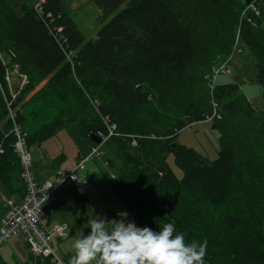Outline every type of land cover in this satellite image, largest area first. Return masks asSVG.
Here are the masks:
<instances>
[{"label": "trees", "instance_id": "16d2710c", "mask_svg": "<svg viewBox=\"0 0 264 264\" xmlns=\"http://www.w3.org/2000/svg\"><path fill=\"white\" fill-rule=\"evenodd\" d=\"M92 1L100 9L102 20L111 18L86 41L65 0H40L36 8L22 3L20 10H15L10 0H4L8 9L0 13L4 17L0 16V52L11 54L12 62L19 64L28 82L22 92L13 94L12 88L17 86L19 76H15L16 82L9 83L6 80L9 65L0 57V146L3 150L0 152V193H8L17 200L27 194L24 168L15 144L18 141L12 132L15 126H20L21 141L27 151L28 145L34 146L40 155L47 157L42 144L65 126L78 122L80 136L96 145L89 135H108L109 128L115 125L119 136L125 138L107 139H110L109 150H115V154H106L105 165L113 169L122 161L118 174L110 178V186L116 193L115 196L112 190L115 196L112 209L116 213L112 214L111 223L100 217L86 227L82 253L75 260L67 257L63 260L65 264H135L147 258L156 261L159 250L173 239L172 231L176 227L171 222L178 220L183 200L193 193L200 194L220 211L226 232L219 246L227 257V264H264V225L258 233L247 232L242 215L223 208L229 200V186L244 164L241 150L250 146L245 134L227 132L226 122L234 117L251 121L256 131L254 150L250 154H257L260 165L264 166V111L254 107L233 79L220 83L217 77L211 93L207 92L204 98L193 95L190 84L174 85L183 79L180 73L191 65L196 40L209 48L207 51L220 49L219 53L230 59L238 32L240 42L254 57L255 80L264 87V0ZM228 64L231 72H220L218 76L234 75V68ZM207 72L203 74V81H212V71L208 78ZM61 85L73 88L77 96L75 105L68 112L46 114L55 109L51 102L60 98L56 94L65 96ZM36 90L33 102L26 99L28 93ZM37 98L40 102L35 101ZM153 103L179 107L181 112L175 122L161 129L144 120L140 127L148 132H139L138 119L131 109ZM14 108L13 118L10 110ZM202 122L212 123V128L219 132L221 148L213 160L198 145L180 141L184 131H191ZM230 134L238 136L229 142ZM30 156L36 178L35 159L33 154ZM170 156L179 171L170 164ZM53 160L58 164L63 157ZM70 173L58 172L57 181L52 182L62 179L61 188L64 182L70 181L77 191ZM121 207L128 212L142 213L144 222L132 232L133 238L142 241L139 246L133 245L123 231ZM182 251L183 257H188L193 264H208L204 256L190 249ZM0 264L7 263L3 260ZM26 264L54 263L52 257L29 252Z\"/></svg>", "mask_w": 264, "mask_h": 264}, {"label": "rangeland", "instance_id": "374dc122", "mask_svg": "<svg viewBox=\"0 0 264 264\" xmlns=\"http://www.w3.org/2000/svg\"><path fill=\"white\" fill-rule=\"evenodd\" d=\"M7 2H9V0H7ZM39 2L40 0H10V4L15 10H20L22 3H26L29 7L36 8ZM65 4L68 6L74 21L83 32L86 41L95 36L101 27L111 18L102 20L100 9L92 0H65ZM7 9L8 8L5 6L4 0H0V13L6 12ZM184 10H188V8H184ZM0 16L4 18L1 14ZM195 44L196 53L192 57L191 65L186 67L180 73L184 75L183 79L175 81L174 85L190 84L192 85V94L197 97L204 98L207 96V92L211 93V85L213 84L211 80L206 78V80L203 81L204 72L209 70V72L205 74L208 78V74L211 71L223 68L224 64L228 62L235 70L234 75L228 76L221 74L218 76V81L221 83L231 82V79L235 80L240 84L239 91L248 97L254 107L264 111V87L255 80L257 69L253 59L254 57L252 56V52L249 48L240 42L238 32L236 33V38L232 45V53L229 55L230 59H225L227 56L224 57V54H220V49L215 50L213 48L207 51L209 48L203 45L200 40H196ZM0 57L3 59L5 64L9 65L8 71L11 78L6 76V80L9 83L16 82L14 78L15 76H19L17 86L12 88L13 94H19L28 82L27 75L22 72L19 64L12 62L14 58H11V54L8 56L6 52H0ZM235 68L238 69V73H236ZM43 84L44 83H42L38 88H40ZM47 88L48 87H46V89ZM60 88L64 91L65 96L61 97L56 94V96L60 98H56L54 102H51V106L56 107L46 114L51 115L63 113L64 110L68 112L70 107L75 105L77 96L72 90L73 88L66 85H61ZM37 91L38 90L28 93L26 95V99L33 102ZM43 91L48 90L44 89ZM61 99L63 102L60 101ZM15 100L16 98L13 97V102ZM35 101H39L38 98ZM95 105L97 106L96 102ZM15 110V108L10 110V116L13 118L15 117ZM180 112L181 109L179 107L174 109L171 107L159 106L157 103H153L152 105H138L131 109L132 115L136 116L138 119L137 129L139 132H148L140 127V124L143 123L142 121L144 120L151 125L155 124L159 126L161 129L175 122V118L180 114ZM226 123L228 124L226 125L227 132H239L241 134H245L246 138L249 140L250 146H248L245 151L241 150V158L244 161V164L243 166H240L237 175L229 186V200L223 208L230 213L242 215L247 232L258 233L260 231V227L264 225V212L258 213L259 210L263 211L264 209V166L260 165V158L257 157V154L254 156L250 154V150L253 151L255 146L253 135L256 129L250 124V120L239 117H234L232 119L229 118ZM72 124L73 125L71 126H77L78 122H74ZM71 126H65L64 128H70ZM58 128H60V126ZM19 130L20 126H15L12 130L18 143L23 138ZM24 131L27 136L28 132L25 129ZM111 132V138L114 137L122 139L124 137L119 136L114 129H111ZM237 136L238 134H230L227 139L231 142L236 139ZM55 137L56 136H53L50 139ZM133 137L136 136L133 135ZM109 140L106 142L104 140L99 145V149L103 155L102 157L94 158L97 162L95 170L89 167L86 168V161L82 160H78L73 168V170L76 171L81 170L80 172L83 173L82 177L84 180H86V177L88 176L99 187L100 185H98V183L100 182V179L97 176L98 174L101 172L105 173L106 179L104 178V183L110 184V178L112 175L115 176L118 174L119 167L122 165L121 161L119 164L115 165L113 169H111L107 165L103 164L106 154L112 156L115 154V150H109L110 144H107ZM180 141L190 146L197 147L198 145L201 149L200 151L209 160L216 158L218 150L221 148L219 142V132L213 129L212 123L209 122L196 124L193 127V130L184 131L180 136ZM16 143L17 142H15V144ZM28 147V153L33 154V158L35 159L34 171L36 175H38V173L43 170L45 157L40 155L41 153L38 151L37 147H30L29 145ZM39 148H41V145H39ZM238 149H241V147H238ZM256 149L259 152L257 147ZM41 151H43L42 148ZM93 151V149H90V152ZM261 153L259 155L262 156ZM169 160L170 164L174 166L177 171H179L174 165L173 156H170ZM76 171V178L72 180L83 182V180L76 174ZM52 180L57 181V178H53ZM89 184L90 183L87 181L85 192L91 190L92 186L90 187ZM69 192L70 196L65 199L64 195H67ZM102 192L103 191H101V196L103 199L104 196L102 195ZM114 194L116 196L115 192ZM57 196H59L61 200H66L69 204L71 202L70 205H64L60 202L57 208L53 209L54 214L52 217L53 219H59L61 222L73 221L71 225L67 222L69 225L67 235L65 237L55 236L52 244L54 251L60 257L61 261L60 263L58 259H52V263L65 264L66 261L64 262L63 260H66L67 257H69V260H75L80 256V253H82V245L84 241L83 236L86 235L85 228L95 223L100 217L104 218L103 221L111 223L109 220H112V214L116 212L112 209L111 205L112 212L109 210L103 214V210L101 212L98 208L102 200L98 202L97 197L95 202H89V199L86 197H80L77 191L72 187L70 181L63 183L61 188H59ZM9 199L16 200L15 197H9L8 193H0V215L7 211L6 205ZM80 199L83 203L80 202ZM110 201L112 204L113 202L111 199ZM183 202L184 206L179 210V216L177 217V221L180 225H176L178 224L176 220L171 222L173 228L176 227V229L172 231L173 239L166 242L162 249L159 250V258L154 262L148 260V258L143 260L139 259L140 261L138 260L135 264H193L188 257H183L182 250L186 249L192 250L197 255L204 256L205 261H207L208 264H227V257L224 255L221 247L219 246V242L226 232L221 219L220 211L197 193L187 195ZM54 203L55 202L48 203L45 206V210L46 207L49 208V206ZM141 215V211L128 212L125 210L119 213L123 231L127 235L129 241L135 246H139L142 243L141 240L133 238L132 236V232L135 227L144 222V218H141ZM260 216L263 217L257 222ZM29 251L30 249L25 236L22 231H19L6 243L0 245V262L4 260L7 264H26Z\"/></svg>", "mask_w": 264, "mask_h": 264}, {"label": "built area", "instance_id": "2783aa9c", "mask_svg": "<svg viewBox=\"0 0 264 264\" xmlns=\"http://www.w3.org/2000/svg\"><path fill=\"white\" fill-rule=\"evenodd\" d=\"M252 7L256 6L252 5ZM220 72L227 74L231 72L228 62L224 64L223 68L212 71L210 76L213 82L212 86ZM8 105L10 106V104ZM16 147L20 153L24 168V176L27 181V194L21 200L9 199L7 201V212L0 223V245L6 243L19 231H22L31 252L35 256L52 257V259L60 261L52 244L55 236L64 237L67 234L68 224L60 222L49 225L42 218V214L44 206L55 200L56 191L63 180L61 179L60 182L46 181L39 183L32 174V159L25 145L20 141L16 143ZM93 150V152H98V148H94ZM2 151L0 146V152ZM70 177L74 179L76 175L71 174ZM76 182L79 188L82 189L81 183L77 180Z\"/></svg>", "mask_w": 264, "mask_h": 264}, {"label": "crops", "instance_id": "0c3cea01", "mask_svg": "<svg viewBox=\"0 0 264 264\" xmlns=\"http://www.w3.org/2000/svg\"><path fill=\"white\" fill-rule=\"evenodd\" d=\"M91 147H92V144L87 139L80 136L78 132V128L76 126H71L70 128L61 129L60 131H58L55 138L48 140L47 142L44 143V145L42 144V148L46 152L47 157L45 156V160L43 162V165H44L43 170L38 173L36 179L39 182L52 181L53 178H57L58 172H62L63 175L69 174L73 170L79 158L83 156L86 157L90 154ZM56 157H63V161L61 163L54 164L53 159ZM98 157H101V156H98ZM94 158L91 157L89 160L86 161V166H85L86 168L89 167L95 170V166L97 162L94 160ZM103 164H105V161ZM80 171L81 170H77L76 174L82 180H84L82 177L83 173ZM97 176L100 179V182L98 183L100 187L97 186L87 176L86 180L84 181H88L90 183L89 184L90 187L92 186L91 190H88L87 192H85L84 195H81L78 192L77 193L80 197H86L87 199H89V202H95L98 197V202L102 200L101 204L98 206L99 210L101 212L103 210V214H105L109 210L110 212H112V209H111L112 204H111L110 199L111 200L112 198L115 199V196L112 192V187L110 186L109 183L108 184L104 183V178L106 179L104 175L100 173ZM72 187L74 188L73 185ZM101 191H103L102 192V195L104 196L103 199L101 196ZM69 196H70V192L67 195L65 194L64 198L66 199ZM54 202L55 203L51 204L49 208L46 207V210L43 214V217L46 219H49L51 223L60 221L57 218L56 219L52 218L54 214L53 209L57 208L60 202H62V204L64 205L71 204V202L69 204V202H67L66 200H61L59 196H57V199ZM80 202L83 203L81 199H80ZM107 207H108V210H107ZM122 211H125L124 207L123 208L121 207V210L119 212H122ZM3 215L4 213L0 215V218ZM72 222H69L70 225L72 224Z\"/></svg>", "mask_w": 264, "mask_h": 264}, {"label": "clouds", "instance_id": "9594fccd", "mask_svg": "<svg viewBox=\"0 0 264 264\" xmlns=\"http://www.w3.org/2000/svg\"><path fill=\"white\" fill-rule=\"evenodd\" d=\"M111 129H114L115 131H116V126L115 125H112L110 128H109V134L108 135H104V134H102V133H92V134H96V135H98V136H100L101 138H102V141H101V143L105 140V142L107 141L106 139H108L109 137H110V133H111ZM118 133V132H117ZM119 134V133H118ZM90 136V135H89ZM101 143H96V145H92V147H91V149H94V148H98V152L96 153V152H90V154L88 155V156H86V157H82V161H87V160H89L91 157L92 158H94V157H98V156H102L103 154H101V150L99 149V145L101 144ZM71 174H75V171H72L71 173H70V175ZM75 181V186H78L77 185V182H76V180H74ZM46 182V181H45ZM80 183H81V186H82V189H80L79 188V186H78V190H77V192L78 193H80L81 195H84L85 194V188L87 187L86 186V184H87V181H84L83 180V182H81V181H79ZM17 200V199H16ZM56 201V200H55ZM52 202H54V201H52ZM51 203V202H50ZM46 206V205H45ZM45 206H44V210H43V213L45 212ZM5 216V215H4ZM42 218L43 219H45L47 222H48V224L49 225H53V224H55V223H60L61 221H57V222H54V223H51L50 221H49V219H46V218H44L43 217V214H42ZM64 223H66V224H68L67 222H65L64 221ZM68 228H69V225H68ZM67 235V234H66ZM65 235V236H66ZM64 236V237H65ZM28 244V243H27ZM28 246H29V244H28ZM29 249H30V247H29ZM29 252H31V250L29 251ZM60 258V257H59Z\"/></svg>", "mask_w": 264, "mask_h": 264}, {"label": "water", "instance_id": "95a60500", "mask_svg": "<svg viewBox=\"0 0 264 264\" xmlns=\"http://www.w3.org/2000/svg\"><path fill=\"white\" fill-rule=\"evenodd\" d=\"M90 138L95 142V143H101L102 138L96 134H91Z\"/></svg>", "mask_w": 264, "mask_h": 264}]
</instances>
